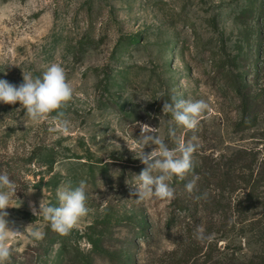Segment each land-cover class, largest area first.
<instances>
[{"label": "rangeland", "instance_id": "rangeland-1", "mask_svg": "<svg viewBox=\"0 0 264 264\" xmlns=\"http://www.w3.org/2000/svg\"><path fill=\"white\" fill-rule=\"evenodd\" d=\"M263 31L264 0H0V79L19 86L23 75L42 76L56 63L74 87L64 109L67 134L51 118L30 121L19 102H0V173L17 185L7 219L21 232L7 241L12 255L6 264H101L108 252L132 264H182L176 252L187 242L193 216L175 204L181 196L193 205L197 200L177 176L169 181L175 190L170 202L138 200V175L147 167L138 158L141 125L157 128L169 148L192 140L196 186L219 194L211 175L218 163L241 149L264 153ZM240 75L246 87L238 95ZM246 94L260 95L261 107L251 115H244ZM173 95L204 100L212 112L195 130L176 125L162 110ZM170 124L175 138L168 135ZM81 180L88 185L89 213L63 242L70 254L59 242L40 257L36 250L50 224L33 206L37 213L41 201L58 207V188H75ZM243 190L229 199L235 202ZM199 208L196 218H213L219 231L211 245L196 239L202 253L192 263H202L205 254L249 257L259 250L241 230L257 210L225 217Z\"/></svg>", "mask_w": 264, "mask_h": 264}, {"label": "clouds", "instance_id": "clouds-1", "mask_svg": "<svg viewBox=\"0 0 264 264\" xmlns=\"http://www.w3.org/2000/svg\"><path fill=\"white\" fill-rule=\"evenodd\" d=\"M73 96V84L67 79L65 69L56 63L47 67L42 76L23 75V83L19 86L0 79V102L4 104L19 102L30 121L42 123L51 118L56 122L57 128L65 134L69 131L70 120L66 118L64 109L72 101ZM162 110L163 113L171 115L176 125H181L188 130H195L201 119L212 112L209 104L204 100H185L175 95L171 97V102H164ZM168 135L172 138L176 137L175 128L171 124ZM141 137L138 158L147 167L138 175V200L157 198L170 202L174 199L175 190L170 186L169 181L173 176L183 180L193 171L192 157L197 145L192 140L180 139L175 148H169L164 138L157 134V128L148 124L141 125ZM150 145L155 147L150 153L145 154L144 147ZM198 179V176H194L186 185L189 193L196 189ZM87 188L88 185L83 180L75 188L61 186L57 190L59 206L45 205L41 201L39 213L33 206V214H42L54 232L67 236L89 213L86 204ZM16 193V183L10 179L7 172L0 173V264H6L12 255L7 241L21 233L19 230L11 229L7 219L9 213L6 209L13 207L11 201L13 197H16ZM202 198L207 199L208 193L204 192L196 197L198 200ZM30 235L35 239H43V233L40 231H33ZM194 237L201 243L210 244L215 239V234L205 235L204 227L198 226Z\"/></svg>", "mask_w": 264, "mask_h": 264}, {"label": "trees", "instance_id": "trees-1", "mask_svg": "<svg viewBox=\"0 0 264 264\" xmlns=\"http://www.w3.org/2000/svg\"><path fill=\"white\" fill-rule=\"evenodd\" d=\"M264 33V31H263ZM262 43L264 42V34ZM246 84H244V76L240 75L235 84V89L238 95L243 93ZM244 103V115L248 112L250 115L254 114L261 107L260 95H243ZM246 116V120L243 122V127L250 122V115ZM198 168L196 164H193V171L188 173L183 180H180V184H185V186L193 179L194 176H198ZM240 173V176H237ZM216 175V181L219 184L220 193L213 196L208 194L207 199H196L195 204L187 203L185 196H181L175 204L176 208L185 213V215L193 216L191 223L189 224L187 230V242L183 245L178 246V251L176 254L180 253V261L182 264H191L193 259L201 252L199 245L196 242L194 233L198 226H203L205 229V235L215 234L219 230H216V225L218 224L213 218L211 223H204L201 219H197L195 213L201 211L199 206L203 209L202 211L211 213L215 215L221 213L225 217H229L232 212L245 214L249 211L254 212V218L250 224H244L241 228L242 232L248 233L250 238L259 245V250L249 256L241 257L239 254H205V260L202 263L198 264H264V153L262 150L256 149H241L233 153L230 157L226 158L223 164L218 163L217 168L213 170V174ZM236 176V177H235ZM239 177V179H238ZM238 180H240L238 182ZM177 181V180H176ZM243 185V186H240ZM238 188H242L243 195L235 199L233 202L232 199H229L230 193L237 191ZM204 192H207L204 186H196V189L189 193L188 195H194V197L202 195ZM199 208V209H198ZM194 213V214H193ZM256 214L259 217H256ZM194 219V220H193ZM147 237L152 236L149 232L144 234ZM58 233L54 232L50 226L47 227V230L44 235V241L40 244V247L37 248L38 255L40 257H45L47 247L50 245H55L57 243H62V252L64 255L70 254L71 247L67 244H63L67 240V236H61L62 240L56 241V237H60ZM46 243V245H44ZM211 245V244H210ZM47 246V247H46ZM202 249V248H201ZM101 264H132L126 263L124 258L119 254L116 256L114 253L108 252L102 255ZM198 261H194L192 264H197ZM89 260H86L84 264H90Z\"/></svg>", "mask_w": 264, "mask_h": 264}]
</instances>
